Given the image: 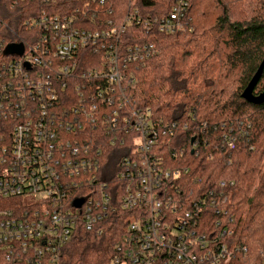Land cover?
I'll use <instances>...</instances> for the list:
<instances>
[{"label": "built area", "instance_id": "1", "mask_svg": "<svg viewBox=\"0 0 264 264\" xmlns=\"http://www.w3.org/2000/svg\"><path fill=\"white\" fill-rule=\"evenodd\" d=\"M187 1L144 21L145 31H183ZM131 18L88 31L75 15L43 10L24 22L28 39L16 41L0 25V250L9 264H61L77 227L100 234L119 210L131 238L112 264H231L246 253L221 241L225 231L200 234L199 206L186 210L187 170L169 168L158 151L183 125L133 105L128 65L156 51L120 43ZM18 44L21 54L6 53ZM106 145L128 152H114L112 165Z\"/></svg>", "mask_w": 264, "mask_h": 264}, {"label": "trees", "instance_id": "2", "mask_svg": "<svg viewBox=\"0 0 264 264\" xmlns=\"http://www.w3.org/2000/svg\"><path fill=\"white\" fill-rule=\"evenodd\" d=\"M176 2L0 0V25L14 32H5L6 40L16 41L28 39L24 22L43 10L75 15V24L88 31L132 17L120 43H143L156 51L144 65H128L134 78L133 105L183 125L158 151L169 168L187 170L179 184L186 210L199 206L200 234L225 231L221 241L245 247L246 253H237L231 264H264V102L242 98L264 60V0H188L183 31L165 34L152 28L147 33L143 22L168 16ZM263 91L264 67L252 93ZM0 127L4 130L7 124L0 122ZM181 148L183 154L173 155ZM117 150L128 152H112L106 145L105 160L112 165ZM126 217L123 210L110 215L100 234L77 227L62 248L61 264H112L119 253L116 247L126 246L131 238ZM0 264H9L1 250Z\"/></svg>", "mask_w": 264, "mask_h": 264}, {"label": "water", "instance_id": "3", "mask_svg": "<svg viewBox=\"0 0 264 264\" xmlns=\"http://www.w3.org/2000/svg\"><path fill=\"white\" fill-rule=\"evenodd\" d=\"M23 50V47L21 44L18 45H10L7 47L6 49V53H18L21 54ZM264 67V60L262 61V63L260 64L258 70L256 71V73L253 75V77L251 78V80L249 81L247 87L244 89L243 93H242V98L244 100H246L249 103H253V104H261L264 102V91L261 92L259 95H253V89L256 86L261 74H262V70Z\"/></svg>", "mask_w": 264, "mask_h": 264}]
</instances>
